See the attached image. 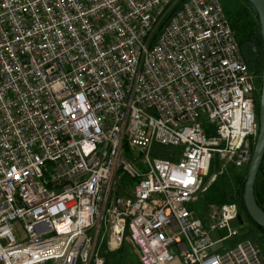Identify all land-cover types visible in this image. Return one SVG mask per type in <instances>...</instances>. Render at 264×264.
<instances>
[{
    "label": "built area",
    "instance_id": "2783aa9c",
    "mask_svg": "<svg viewBox=\"0 0 264 264\" xmlns=\"http://www.w3.org/2000/svg\"><path fill=\"white\" fill-rule=\"evenodd\" d=\"M179 1L0 0L2 264H264L237 201L188 207L248 170L260 76L221 0Z\"/></svg>",
    "mask_w": 264,
    "mask_h": 264
},
{
    "label": "trees",
    "instance_id": "16d2710c",
    "mask_svg": "<svg viewBox=\"0 0 264 264\" xmlns=\"http://www.w3.org/2000/svg\"><path fill=\"white\" fill-rule=\"evenodd\" d=\"M183 0H180L178 4L167 15L165 20L178 8ZM246 4L239 8L234 13H229V20L234 30V33L239 41L241 53L248 65L250 71L256 75L261 76L263 74L264 67V49L263 38L261 35L260 19L248 0H245ZM259 114V107H258ZM264 168V160L260 167L259 173ZM248 173V170H246ZM258 173V174H259ZM263 177V176H262ZM217 182V181H216ZM215 182V183H216ZM246 179H243L238 186L237 198H229L228 187L222 183V185H212L208 191H212L210 195H207L206 201L209 204H223L230 201H237L240 206L241 215L244 214L250 223L255 226L259 231L264 233V228L258 225L249 215L244 202V187ZM255 196L259 205L264 209V177L256 180L255 184ZM121 250V249H120ZM119 250V251H120Z\"/></svg>",
    "mask_w": 264,
    "mask_h": 264
},
{
    "label": "rangeland",
    "instance_id": "374dc122",
    "mask_svg": "<svg viewBox=\"0 0 264 264\" xmlns=\"http://www.w3.org/2000/svg\"><path fill=\"white\" fill-rule=\"evenodd\" d=\"M221 2H222V5L225 9V12L228 18H229V13L236 12L239 8H241L242 6L246 4L245 0H221ZM177 4L175 3L173 7H175V5ZM259 80H260L259 81L260 82L259 99H260L261 91H262V83H263L262 75L260 76ZM257 107H259V103ZM177 150L178 148L174 146H170V145L169 146L155 145L152 155L169 157L172 155V153H174ZM137 158L140 159L141 156L137 154ZM215 160L216 159H214L213 167L210 173L219 171L220 167ZM247 175L248 173H246V171H243L239 168L230 167L229 170H226L222 175L219 176V179L213 185L218 186L224 183L228 187L229 198L230 197L237 198L238 186L240 185L243 179H247ZM262 178H263L262 173H259L258 179H262ZM211 193L212 191H207L206 193L202 194L200 201L190 203L188 205L189 209L193 210L198 216L202 217L203 219H207L208 209L211 204H209L206 201V198H207V195H210ZM242 217L245 220L244 223H240L238 222L239 220H237L235 222V225L237 224L239 226H242V231H243L242 238H249L253 240L260 247L262 251V256L264 259V233L259 231L255 226H253L250 223V221L247 220L244 214H242ZM208 223H209V219L208 221H206V224ZM103 231H104V228H102L101 234ZM224 234H225V231H220V233L214 232L212 233V237L213 239H216L220 235H224ZM221 245L222 244H219L217 245V247H220ZM100 251L103 254V256H105L107 259L106 264H141L133 245L129 242L125 243V245L120 251L119 250L118 251L109 250L107 248L106 242H104L102 246L100 247Z\"/></svg>",
    "mask_w": 264,
    "mask_h": 264
},
{
    "label": "water",
    "instance_id": "95a60500",
    "mask_svg": "<svg viewBox=\"0 0 264 264\" xmlns=\"http://www.w3.org/2000/svg\"><path fill=\"white\" fill-rule=\"evenodd\" d=\"M255 9L261 24V35L263 38L264 49V0H248ZM262 91L259 99V134L253 150L252 159L248 168V175L244 187V202L251 218L264 228V209L259 205L255 196V184L260 167L264 160V67L262 74ZM239 222L243 223V217L240 214ZM0 264H2L0 262Z\"/></svg>",
    "mask_w": 264,
    "mask_h": 264
}]
</instances>
